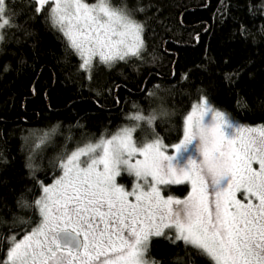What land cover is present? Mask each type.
<instances>
[{"label": "snow or ice", "instance_id": "obj_1", "mask_svg": "<svg viewBox=\"0 0 264 264\" xmlns=\"http://www.w3.org/2000/svg\"><path fill=\"white\" fill-rule=\"evenodd\" d=\"M33 5L38 15L48 6L47 19L89 79L94 58L111 67L146 48L145 25L133 18L143 9H117L111 0H29ZM11 20L8 0H0V29ZM128 119L133 126L65 153L51 184L38 182L41 194L27 206L39 223L7 238L2 264H149L151 238L165 236L212 264H264V125H242L206 95L171 129L178 143L156 133L155 112ZM137 131L144 142L134 139ZM124 174L134 178L131 190L118 182ZM173 185L190 191L165 195Z\"/></svg>", "mask_w": 264, "mask_h": 264}, {"label": "trees", "instance_id": "obj_2", "mask_svg": "<svg viewBox=\"0 0 264 264\" xmlns=\"http://www.w3.org/2000/svg\"><path fill=\"white\" fill-rule=\"evenodd\" d=\"M111 4L143 9L133 18L145 25L146 48L140 58L111 67L93 61L89 79L79 69L80 58L66 49L62 34L47 19L48 6L38 15L29 0H8L13 26L1 29L0 40V264L7 238L39 223L35 207L27 206L41 194L38 182L50 184L60 174L57 165L65 153L133 125L128 117L138 110L156 113L155 131L169 145L181 138L171 129L182 127L200 95L235 121L264 123V0ZM44 132L50 138L37 148ZM134 139L144 142L145 133L137 131ZM187 191L188 185H173L164 194L181 197ZM146 259L212 264L166 236L151 238Z\"/></svg>", "mask_w": 264, "mask_h": 264}, {"label": "rangeland", "instance_id": "obj_3", "mask_svg": "<svg viewBox=\"0 0 264 264\" xmlns=\"http://www.w3.org/2000/svg\"><path fill=\"white\" fill-rule=\"evenodd\" d=\"M85 2H86V3H89V4H92V3H95L96 0H93V1H90V2L87 1V0H85ZM113 7H115V6H113ZM115 8L119 9L118 7H115ZM0 35H1V29H0ZM95 60H98V58H94V61H95ZM196 101H198V100H196ZM196 101H194V102H196ZM194 102H192V103H194ZM191 105H192V104H191ZM190 109H191V106H190ZM190 109H189L188 111H190ZM188 111H187V112H188ZM186 114H187V113H186ZM240 123H241L242 125H245V126H252V127H255V126H258V125H264V123H263V124H257V125H248V124H245V123H242V122H240ZM125 126L131 127V126H133V125H127V124H124V125H122L121 127H125ZM121 127H120V128H121ZM118 129H119V128H118ZM118 129H117V130H118ZM117 130H115L112 134H114ZM112 134H111V135H112ZM111 135H109L108 137H110ZM97 141H98V140H97ZM97 141H94V142H92V143H95V142H97ZM178 142H179V141H178ZM178 142H177V143H178ZM82 146H83V145H82ZM82 146H80V147H82ZM77 148H78V147H77ZM75 149H76V148H75ZM75 149H73V150H75ZM73 150H72V151H73ZM72 151H71V152H72ZM71 152H70V153H71ZM70 153H69V154H70ZM59 175H60V174H59ZM59 175H58V176H59ZM124 175L126 176V180L122 181V180L119 179L118 182H119L121 185L125 186L128 190H131V188H132V184H133V181H134V178H133V177H129L127 174H124ZM58 176H57V177H58ZM52 182H53V181H52ZM52 182H51V183H52ZM51 183H50V184H51ZM189 191H190V185H188V191H187V193H188ZM187 193H186L184 196H181V197H177V196L172 195V194H165V195H172V196L177 197V198H183V197H185V196L187 195ZM30 231H31V230H30ZM169 234H171V233H169ZM22 235H23V234H22ZM22 235H21L20 237H17V238H18V239L21 238ZM7 250H8V249H7ZM7 250H6V253H7ZM5 257H6V255L4 256V259H5ZM145 259H146V256H145ZM146 260H147V259H146ZM147 261H148V260H147ZM148 262H149V264H152L150 261H148Z\"/></svg>", "mask_w": 264, "mask_h": 264}]
</instances>
